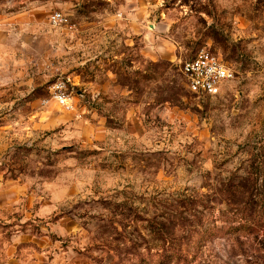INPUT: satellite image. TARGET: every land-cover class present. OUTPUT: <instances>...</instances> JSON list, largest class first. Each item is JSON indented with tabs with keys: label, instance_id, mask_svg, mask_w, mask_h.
Returning <instances> with one entry per match:
<instances>
[{
	"label": "clouds",
	"instance_id": "9594fccd",
	"mask_svg": "<svg viewBox=\"0 0 264 264\" xmlns=\"http://www.w3.org/2000/svg\"><path fill=\"white\" fill-rule=\"evenodd\" d=\"M0 264H264V0H0Z\"/></svg>",
	"mask_w": 264,
	"mask_h": 264
}]
</instances>
